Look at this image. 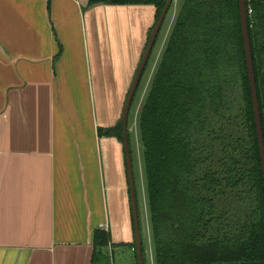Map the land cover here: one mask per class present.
Wrapping results in <instances>:
<instances>
[{"label":"trees","instance_id":"16d2710c","mask_svg":"<svg viewBox=\"0 0 264 264\" xmlns=\"http://www.w3.org/2000/svg\"><path fill=\"white\" fill-rule=\"evenodd\" d=\"M166 2L88 0L84 19L129 7L156 20ZM246 12L264 140V0H247ZM137 129L154 264H264V187L238 0L182 1ZM109 133L122 141L121 123ZM111 240L95 230L93 260Z\"/></svg>","mask_w":264,"mask_h":264},{"label":"crops","instance_id":"0c3cea01","mask_svg":"<svg viewBox=\"0 0 264 264\" xmlns=\"http://www.w3.org/2000/svg\"><path fill=\"white\" fill-rule=\"evenodd\" d=\"M47 10L48 0H0V85L4 91L0 94V264H94V232L109 230L111 222L108 192L114 185L107 181L105 152L96 134L104 123L99 120L100 99L97 100L95 94L97 81L94 88L90 71L96 116L95 145L98 142V147L94 145L95 156L90 158L87 153L84 157L79 152L87 147L69 141L78 134L77 106L68 105L70 126L63 129L64 126L60 125L62 128L57 135L45 125L48 113L50 116L58 110L63 117L68 113L59 94L55 98L52 93L51 85L55 80L59 82L58 76L62 74L58 70L67 59V52L63 51L55 61L54 49L46 52L45 40L53 38L52 14L50 21ZM35 38L46 52L39 60L36 56L39 50L34 48ZM46 62H50V69H44L43 79L38 80L35 75H41L40 65ZM103 63L107 62L103 60ZM66 72L74 82L77 77L74 71L67 67L64 76ZM48 74L50 84L45 79ZM46 85L48 93L40 101L32 95L29 97L26 91L29 87L37 89L39 99L41 89ZM22 98L26 102L28 124L31 117L33 119V144L8 141L10 133L20 134L17 116ZM91 146L90 150L93 149ZM26 157L29 161L24 164L21 160ZM53 162L58 163L57 167ZM25 166L28 168L26 174ZM127 236L129 239L120 242L115 240L112 230L111 243L104 250L112 248V244L130 246L128 231Z\"/></svg>","mask_w":264,"mask_h":264},{"label":"rangeland","instance_id":"374dc122","mask_svg":"<svg viewBox=\"0 0 264 264\" xmlns=\"http://www.w3.org/2000/svg\"><path fill=\"white\" fill-rule=\"evenodd\" d=\"M182 1L183 0H174L165 18L161 31L159 32L155 45L152 49L146 70L139 84V88L135 96V99L133 101V106L131 108V112L129 116L131 157L133 163V172H134L135 188H136V196H137V206H138L137 211L140 218V226H141V243L143 242L142 245H144L143 248H144V256H145V264H154V257H153L151 239L149 235V216H148L149 213H148V205L146 199V183H145V173H144V167L142 161V147L140 143L139 132L137 129L138 112L145 102L148 89L151 85L152 77L155 73L156 67L162 56V52L164 50L166 40L172 29L177 14L180 10ZM48 2H49V10H47V15L51 21V14H52L53 38L45 40L46 52L47 49H51V51L52 49H54V53H56L55 56H57L60 50L62 53L63 51L65 52V50L67 52V59L60 64L61 68L59 67L58 70L59 74L60 73L62 74L60 75V77L58 76L59 82L55 80L51 85L53 89L52 93L54 94L55 98L59 94V97L62 101L61 104L66 106L67 109H68V105L71 104L74 106V108L75 106L79 108V111L76 113V121H77L76 123L78 124V126L76 127V132L78 134L72 136L70 138L71 140L69 141L74 143L80 142L84 144L87 147V149L84 147L83 152L80 151L79 153L82 154L84 157L88 153V155L91 158L92 156H95V151H94L95 140H94L93 132L96 126V116L94 115L93 112V99L91 95L89 71L92 74L93 85L95 88L96 70H98L99 64L101 63V56L97 54V51L95 49L96 46L94 47L92 44H90L91 43L90 40L88 44V39L91 38L92 36L91 34L94 33V31L90 30V26L88 23L87 25L86 23L83 24L81 18L82 10H80V3H82L81 6L85 8L88 0H54V1L48 0ZM134 11L135 9H133L132 13L128 11L127 16L130 25L129 28L130 30L132 29V31L135 32L136 35V36H132L131 39H133L134 44H136L138 38L140 40L142 33L141 32L142 13L139 14ZM99 14L102 16V21L100 20L101 17H99ZM95 16L98 17L96 18V22H97L96 26H98V31L101 29V31L98 32V36L100 37V41H101L99 45L100 46L99 49L101 50L103 39L104 41L106 39V32L104 33L102 29L106 21L104 7H100L99 9H97L95 12ZM89 23L90 24L92 23V18L89 19ZM2 39H4L3 36ZM107 41H109V39H107ZM40 43L41 42H39L37 38H35L34 48L39 50V53L36 55L38 60L40 59L39 57H44V53H46L43 50ZM106 45H105V49L107 50ZM121 49L123 51H126L125 47H122ZM101 51H102L101 55L103 56L108 55L107 51H103V50ZM103 60L108 64H110L108 58H103ZM107 63H103V65H105L104 69L107 68L106 66L108 65ZM47 67L48 69H50V62L42 63L40 65L39 72H41V75L40 74L35 75L38 80L43 79V76L45 75V74L43 75L44 69H46ZM67 67L68 68L70 67V69L73 70L77 76L74 82L70 81L68 72H66L65 73L66 76H64V72L66 71ZM74 73H72L71 75H73ZM103 75L105 79L104 84L107 85L108 79H110L109 69L105 70ZM9 76L11 79L12 73H10ZM45 79L46 81L49 82L48 84H50L49 74ZM10 83H15V82L10 80ZM2 90L3 88L0 85V94L4 93V91ZM26 91H28L27 93L29 97L32 95L37 101H40L44 99V97L48 93V86L46 88L41 89L39 99L37 98L39 95L37 89L29 87L26 88ZM102 91L106 92V89L102 88ZM102 91L101 90L95 91V94L98 96L97 100L100 99V104L102 103V101L109 98L108 95L102 94ZM25 104L26 102L24 101V98H22L20 100L21 111L18 112V116H17V119L19 121V122L17 121L18 123L17 129L20 132V134L17 135L16 133L14 134L10 133L8 137L9 142L15 141V143L20 142L24 144H28V143L33 144L34 136H32V133L34 130V124L31 116H30L31 117L30 124H28V114L26 113L25 110V106H24ZM69 111L70 110L68 109V113L64 114V117L58 112V110H55L52 113V115L50 113V116L48 113L45 116V119H47V121L45 120V125L47 124L48 129H50V131L54 130L55 134L57 135V131L62 128L60 125L64 126L63 129H66L70 126L71 121L69 115H71V113ZM29 112L32 113L31 110ZM28 125L30 126L31 131H29ZM47 137L48 139L50 138L49 133H47ZM43 141L49 143V141H45V139H43ZM91 145H93L92 150H90L92 148ZM96 145L98 147V142H96ZM103 147L104 144L102 143L101 144L102 150ZM58 153L64 154V152H58ZM21 154H25V156L28 155L27 153H21ZM21 161L25 162L24 164H27L29 160L26 157L25 160L22 159ZM49 165L50 164L48 163V167ZM55 165L57 167L58 163L56 162L54 164L53 162V166ZM24 168H25L24 173L26 174L28 172V168L26 166ZM132 242L133 241L131 240L130 243ZM111 247L112 248L106 251L102 249L101 252L96 255L94 259V264H136L135 248H131L130 246L122 245V244L119 245L112 244Z\"/></svg>","mask_w":264,"mask_h":264},{"label":"flooded vegetation","instance_id":"af4514ba","mask_svg":"<svg viewBox=\"0 0 264 264\" xmlns=\"http://www.w3.org/2000/svg\"><path fill=\"white\" fill-rule=\"evenodd\" d=\"M169 10L167 11L165 18ZM128 11L130 12L129 7L107 8V12L105 15L106 21L102 29L104 33L106 32V37L109 39L107 56L110 64L107 63L108 65L107 68L105 69H104L105 65H103V58L105 57L101 55L102 48L101 50L99 49L100 37L98 36V32L101 31V29L98 31V26H96L97 23L96 18L98 17L93 16L92 23L91 24L89 23V26H90V30L94 31V33H92L95 44L94 47L96 46L95 49L97 51V54L101 56V63L99 64L98 70H96L97 71L96 89L102 91V88H105L106 92L102 91V94L106 95L107 93L109 97L106 100L102 101L101 104L100 103L98 104L99 120L101 123L104 124L103 126L100 125L98 127L102 129V134L99 135L97 131L99 141L101 140L102 141L101 143L104 144L103 149L105 152V161L107 163V181L110 185H114L113 188H111L108 192L109 202H110L109 206L111 211V222H109V230L107 231H110L111 233L113 230V232L115 233V240L117 239L120 242L124 241L125 239L126 240L129 239V236H127V231H128L131 234L130 240L133 241L130 244H135L134 221H133L129 174H128L127 158H126L127 155L125 150L122 118L129 94L131 92V89L135 81V77L137 75L138 69L140 67L147 46L149 44L152 32L158 22L161 12L156 20H155L154 11L152 12V10L150 9L141 14L142 33L140 40L138 38L137 43L134 44V40L131 39V37L136 35L135 32H133L132 29L130 30L129 28L130 25L127 16ZM100 17H101L100 20L102 21V16ZM165 18L157 32L152 49L157 40V36L161 31ZM116 23L118 24L117 26ZM143 41L145 42L144 45H142ZM122 47H125L126 51H123L121 49ZM152 49L150 51L148 60L145 66L143 67L141 76L139 78L131 103L129 105V110L126 118V137H127V144H128L129 156L131 161L134 192H136V188H135V179L133 172V163L131 157V142H129V138H130L129 116H130L131 108L133 106V101L135 99V96L139 88V84L141 82L149 58L151 56ZM108 69H109L110 79H108V83L107 85H105L104 84L105 79L103 73L105 72V70ZM120 123L122 126V137H123L122 141H119L116 135L109 133L110 130L118 127ZM135 205L137 210L138 206H137L136 196H135ZM137 217H138V226L140 233L141 230L139 225L138 211H137Z\"/></svg>","mask_w":264,"mask_h":264},{"label":"water","instance_id":"95a60500","mask_svg":"<svg viewBox=\"0 0 264 264\" xmlns=\"http://www.w3.org/2000/svg\"><path fill=\"white\" fill-rule=\"evenodd\" d=\"M174 0H167L160 17L158 19V22L152 32L149 44L147 46L146 52L144 54V57L142 59V62L140 64V67L138 69L137 75L135 77V81L133 84V87L131 89V92L129 94L126 107L123 113V130H124V142H125V150L127 155V167H128V174H129V184H130V195H131V202H132V212H133V221H134V236H135V250H136V256H137V264H144L143 263V257H142V244L140 239V233H139V226H138V217H137V210L135 205V192L133 187V178H132V171H131V161L129 156V149L127 144V137H126V118L129 110V105L131 103L134 91L136 89V86L138 84L139 78L141 76L143 67L145 66L148 57L150 55V51L152 49L153 43L155 41V37L157 35V32L165 18V15L167 11L169 10L171 4ZM246 1L247 0H238V6H239V16H240V25H241V33H242V41H243V48H244V54H245V62H246V68H247V74H248V82H249V89H250V96H251V103H252V109H253V115H254V124H255V130H256V136H257V144H258V150H259V157H260V163H261V171H262V180H263V187H264V140H263V133H262V126H261V118H260V110H259V104H258V97H257V88L255 83V77H254V70H253V61H252V54H251V47H250V41H249V33H248V24H247V12H246Z\"/></svg>","mask_w":264,"mask_h":264}]
</instances>
